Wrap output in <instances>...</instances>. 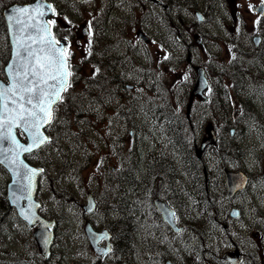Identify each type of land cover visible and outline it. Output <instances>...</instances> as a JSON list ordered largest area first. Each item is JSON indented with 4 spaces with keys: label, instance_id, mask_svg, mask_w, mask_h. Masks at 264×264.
I'll use <instances>...</instances> for the list:
<instances>
[{
    "label": "rangeland",
    "instance_id": "obj_1",
    "mask_svg": "<svg viewBox=\"0 0 264 264\" xmlns=\"http://www.w3.org/2000/svg\"><path fill=\"white\" fill-rule=\"evenodd\" d=\"M10 1L0 0V4ZM52 1L58 7L52 18L54 28L69 38V65L75 68L78 81L69 98L80 99L96 68L120 67L124 83L134 85L117 90L104 107L83 101L88 103L85 114H71L64 128L56 125L52 132L48 130L52 140L27 155L30 163L44 168L36 198L41 202L40 214L56 221L54 260L61 264H163L171 253L174 264H227L220 255L234 244L244 253L243 264H264V33L258 47L252 40L264 32V16L254 11L262 0H163L169 4L166 10L146 1V11L131 10L129 3L134 0ZM196 13L203 15L202 21ZM126 17L138 22L129 25ZM194 20L197 24L191 28ZM182 28H188L190 36L199 31L206 37L205 51L201 43L194 46L197 59L209 62L212 51L217 62L209 67L216 74L220 65L224 69L218 82L222 91L214 89L212 95L216 101L225 94L226 100L199 110L214 118L213 125L223 127L228 140L239 148L229 151L238 156L222 157L251 177L245 191L234 198L226 199L215 183L205 195L202 186L191 185L180 166L192 164V151L185 143L190 144L191 126H196L184 124L186 105L179 100L177 85L184 75L186 53L180 57L181 46L172 32ZM138 29L146 30L149 42L137 38ZM6 49L0 31V60L6 57ZM195 111L191 108L190 115ZM168 116L175 117L172 127L180 130L181 125L185 130L183 139L174 140L166 129ZM180 154L183 157L178 160ZM206 155L214 179L219 180L216 158L210 151ZM8 180L0 166V184ZM87 192L96 202L91 213L83 210ZM155 196L172 204L183 232L170 230L161 220L152 203ZM131 202L137 206L140 222L130 228L132 215L125 211ZM233 205L241 209L239 218L228 215ZM87 220L97 229L113 227V238L118 222H125V230L134 232L132 250L119 253L116 259L114 254L97 257L83 229ZM223 224L226 231H221ZM36 226L28 227L15 211L0 214V264L37 263L32 237Z\"/></svg>",
    "mask_w": 264,
    "mask_h": 264
},
{
    "label": "snow or ice",
    "instance_id": "obj_2",
    "mask_svg": "<svg viewBox=\"0 0 264 264\" xmlns=\"http://www.w3.org/2000/svg\"><path fill=\"white\" fill-rule=\"evenodd\" d=\"M12 11L20 15L9 16L8 20L20 27L13 41L15 50L12 62L4 70L8 82L0 83V142L10 140L15 149L31 152L33 148L49 142L41 129L54 120V106L61 100V93L70 86V53L67 48L58 47L60 42L50 34L46 25L39 26L21 19V16L28 14V20L31 21L34 19L31 13L42 17L44 12L41 5L14 8ZM12 27V23H9L10 31ZM29 29H35V33H30ZM13 129L21 130L31 143L27 146L20 144ZM4 151L13 152L11 162L16 163L20 151L0 149V153ZM4 162L0 160V163ZM36 171L29 169L24 178L31 182Z\"/></svg>",
    "mask_w": 264,
    "mask_h": 264
},
{
    "label": "water",
    "instance_id": "obj_3",
    "mask_svg": "<svg viewBox=\"0 0 264 264\" xmlns=\"http://www.w3.org/2000/svg\"><path fill=\"white\" fill-rule=\"evenodd\" d=\"M153 2L159 3V0H151ZM233 2V0H231ZM39 4L42 7V11L44 12V15L42 17H36L35 13H31V15L34 17L31 21L28 20V14H24L21 16V19L26 21L27 23L31 24H38L39 26H47L50 29V25L48 22L49 17L53 13V7L52 3L47 0H32L28 2H22V3H12L5 7L2 11V15L4 18V22L6 25V31L9 39V45H10V55L9 58L4 65V70L6 69L7 65L12 62L13 52L15 50L14 46V38L18 35L17 28L20 27L15 24L14 21H9L8 17L12 15H20L19 13H14L12 10L14 8H21V7H28L31 8L32 6ZM50 6V7H49ZM255 11L259 12L261 15L264 14V1L255 7ZM9 23H12L13 27L12 30H9ZM30 33H35V29H29ZM85 32V28H84ZM50 34L53 36V34L50 31ZM140 37L145 40L144 35L139 34ZM148 37L146 36V40ZM260 37L254 36L253 41L254 44L257 45L259 43ZM58 47H65L66 46V40L60 39L59 40ZM69 70V69H68ZM5 74V80L0 79V83L7 84V73L4 71ZM70 77H68L69 80ZM203 82L201 81V78H197L195 85L193 87L194 92H199L200 89L203 86ZM63 92L61 93V95ZM59 102V101H58ZM57 102V103H58ZM17 129H13V134L15 135L16 139L20 142V144L27 146L29 143H31V140L28 138L26 134H24L27 138L26 142H22L17 134ZM41 132L45 136L47 134L44 131V127L41 129ZM48 137V136H47ZM49 138V137H48ZM0 149L7 150V149H14L16 151H20L18 149H15V146L11 143L10 140H5L3 142H0ZM36 148H33V150ZM28 152L20 151V155L16 160V163H12V157L13 152L4 151L0 153V160H5L4 163H0L2 166H4L7 171L10 174V181L7 185V199L10 206H16L17 212L19 217L29 225H32L36 220L39 221V227L37 231L34 232V237L36 238L38 244L41 247L42 252L44 253L51 243L52 240V232L47 230V227L53 226V221H47L43 217H41L39 214H37V207L39 206V202L34 200V194L37 188V177L40 172L43 171L42 168L32 166L24 159V154ZM22 162V163H21ZM26 166V167H24ZM29 169H35L36 174L32 176L31 182H29L27 179L24 178L25 174L28 173ZM42 170V171H40ZM225 182H226V195L232 196L236 191L244 188L247 182V177L242 172H233L229 170H225ZM24 200L26 202V206L21 207L20 202ZM154 204L157 207V209L161 212L163 219L174 229L179 230L180 228L176 227L173 221V210L170 209V207L162 200L156 198L154 199ZM29 206V209L27 207ZM85 210L91 211L94 209V201L92 198V195L90 193L86 194V205H84ZM27 209V210H26ZM237 211L236 209H233L231 211V215H236ZM27 217V218H26ZM86 234L89 238L91 246L95 249V251L98 254H102L108 249V245L104 248L98 247L96 245L97 241L102 235H106L105 232H96L92 229V227L87 224L85 226ZM221 258L223 260H226L228 262H231L232 264H238L240 262V256L238 250L234 251H228L225 252ZM166 264H170L167 262Z\"/></svg>",
    "mask_w": 264,
    "mask_h": 264
},
{
    "label": "flooded vegetation",
    "instance_id": "obj_4",
    "mask_svg": "<svg viewBox=\"0 0 264 264\" xmlns=\"http://www.w3.org/2000/svg\"><path fill=\"white\" fill-rule=\"evenodd\" d=\"M86 1L88 0H82L80 3L83 4ZM155 6L161 7L160 5H155ZM129 7L131 10L134 8H137L138 11H146V0H134V2L129 3ZM161 8L168 9L169 4L166 3L165 7H161ZM125 19L128 24L129 23L134 24L138 22L137 20H135V18H131V17H126ZM198 20L202 21L203 15H201V18ZM126 22H123V23H126ZM191 24L196 25L197 22L194 20L192 21ZM139 32L143 33L145 40L143 41L141 40V38L138 35ZM178 32L181 34V36H179ZM185 33L186 34H184V31L182 29H178V30L175 29V31L172 32L174 39L181 46L180 57L182 56L183 53H186V56L184 57V60H183L185 64V69L183 71L184 75L183 77L181 76L180 78L181 82L177 86L181 87L180 92H179V98H180L179 100L185 103L186 105V112H185L184 119L186 120L187 123L184 122V124H189V125L194 124L196 126L195 128L193 125L191 126L192 139L190 140L189 149L192 151L191 154L193 155V156H190V160L192 161V164L189 165L186 162L183 164L180 163V166H181V169L184 168L186 170L184 171V173L186 177L188 175V181H190L191 185L200 186V187L202 186L205 195H207L209 193V188L211 187V185L213 183H216V179H214V176L212 175V169L211 167H208L206 163V158L208 157L206 154L209 151L210 153L213 154V158L214 159L216 158V161H219L216 164L218 166V169H222L224 165H228L229 167H233V168H239V167L236 164H229L227 162L228 160L223 158L222 156H218V157L216 156V154L214 153V145L221 142V137H220L221 132L219 131L217 126L213 125V123L215 122V119L209 117V115L202 114L201 111L199 110L200 107L212 106L215 102H218L219 104V99H221L222 102L223 100H226L225 94H223V97H221V94H219L218 100L215 101V98L212 95L213 90L215 89L214 87H216L215 90H218L219 92L222 91V87L218 83L220 80V77L218 75L215 76V74L213 73V70H211V68L209 67V66H212L210 64V61L204 62L203 60L197 59L196 53L193 52L194 46L200 43H201L202 49L205 51V47L203 46V44L205 42L206 37H204L199 31L194 32L195 34H193V36H190V34H188V28L185 30ZM56 35L58 37L65 36L64 34L60 35L58 33H56ZM136 35L139 40H141L144 44H146V30L138 29L136 32ZM104 37L107 38L106 36ZM129 42L131 43V39ZM129 42L127 44H129ZM68 43H69V38H68ZM114 50L117 51L118 47H115ZM122 52L124 53L123 50ZM118 61H119V58H117V62ZM196 67H201L203 70V75L206 79L205 88L201 91L200 94H193L191 96L192 87H193L195 78L197 76ZM112 70L117 74H120V75L122 74L120 72L121 71L120 67H112ZM220 71L221 70L219 68V72ZM129 77H130V80L131 79L133 80L131 76ZM187 107H188V110H187ZM191 108H196V111L192 115H190ZM210 118L212 119L211 121H209ZM211 131H213L216 134V141L214 143L207 144L203 150H199L198 147L200 146L202 141L206 138L205 133L207 135V134H210ZM182 157L183 156L180 154L178 160H181ZM201 163H203V165ZM5 193H6L5 188H4V191L3 189H0V214L2 215L6 214L8 211L10 214L11 212H13L8 207L6 208ZM36 254L39 255L37 248H36ZM36 262H37L36 264H61L60 262L54 260L52 251L50 252L48 259L45 260L43 257H41Z\"/></svg>",
    "mask_w": 264,
    "mask_h": 264
},
{
    "label": "trees",
    "instance_id": "obj_5",
    "mask_svg": "<svg viewBox=\"0 0 264 264\" xmlns=\"http://www.w3.org/2000/svg\"><path fill=\"white\" fill-rule=\"evenodd\" d=\"M19 1H22V0H19ZM2 7L3 5L0 4V31L3 33V38L5 40V47L7 46L6 50L8 52V42L6 38L4 22L1 16ZM259 33L260 35H262L264 32L259 31ZM6 59L7 57H4L0 60L1 70H2V66L5 63ZM92 71L96 72V75H94V78L92 81L91 80L88 81L90 84L86 85V86H89L90 88L89 87L84 88L83 91L81 92L80 99H79L78 96L74 98H69L71 89H73L77 85V82H78L75 76V72H76L75 68L71 69L72 75L70 77V86L65 91L62 97V100L58 103L57 108L54 111L55 118L50 125L51 132L55 128L56 125H60L62 126V128H64L65 122L66 123L69 122L68 119L71 114H79V113L85 114L88 110L87 108L88 103L83 102V101L85 100L92 101L89 103L91 104L90 106L92 107H98L99 104H102L104 107V103H108V100L112 98L113 95L117 94L116 91L118 90L119 92L121 88L124 86L123 78L120 77V74L115 73L112 70V68H110L109 66H107V68H102V69L96 68ZM164 124L166 125V129L171 132L173 136L172 138L174 140H177L179 135L182 134V132L184 133L183 130L181 131V130H178L172 127L174 125H172V123L169 122L168 117L165 118ZM130 211L127 210L125 212L131 213L132 211L131 212ZM132 221H135V220H132ZM123 223L124 224H120L119 226L120 228L123 229L121 233L126 231L125 227H127V224L125 222Z\"/></svg>",
    "mask_w": 264,
    "mask_h": 264
},
{
    "label": "bare ground",
    "instance_id": "obj_6",
    "mask_svg": "<svg viewBox=\"0 0 264 264\" xmlns=\"http://www.w3.org/2000/svg\"><path fill=\"white\" fill-rule=\"evenodd\" d=\"M168 120H169V122L170 123H172L173 121H174V118L173 117H171V116H168ZM173 124V123H172ZM224 134V133H223ZM223 134H221V142H220V148L221 149H224L225 147L227 148H230L232 151H237V150H239V148H235L233 145H232V143L231 142H229V140H228V138L227 137H225V136H223ZM137 201V199L136 198H134V202H136ZM135 207H137L135 204H133L132 202H131V204L130 203H128V208L129 209H127L128 211H130L131 213H129V216H130V214L132 215V219H131V224H130V228H131V225H132V223L133 222H140V219H139V217H138V215L137 214H139L138 213V211H137V209L135 208ZM43 218H45L46 219V217H43ZM48 219V218H47ZM49 220H53V219H49ZM132 220H135V221H132ZM140 225V224H139ZM139 225H138V227H137V229L139 228ZM143 226H144V224H143ZM143 226H142V228H143ZM136 229V230H137ZM129 232V234H126V233H128ZM121 240H120V243H119V245H118V248H117V253L119 254V253H124V254H128V251L129 250H132V247H133V244H132V242H131V238L134 236V232H132L131 230L130 231H128V230H126V231H124V232H122L121 233ZM169 257H173L174 258V256L170 253L169 254Z\"/></svg>",
    "mask_w": 264,
    "mask_h": 264
}]
</instances>
